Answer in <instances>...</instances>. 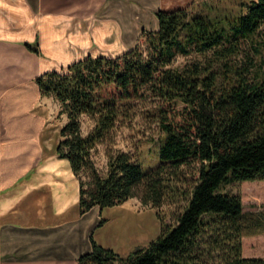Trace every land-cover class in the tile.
Listing matches in <instances>:
<instances>
[{
    "label": "trees",
    "instance_id": "16d2710c",
    "mask_svg": "<svg viewBox=\"0 0 264 264\" xmlns=\"http://www.w3.org/2000/svg\"><path fill=\"white\" fill-rule=\"evenodd\" d=\"M155 14L157 27L143 28L129 50L88 54L35 77L41 93L56 97L66 113L56 152L79 177L81 213L136 194L153 206L182 203L174 223L160 217V234L126 255L92 233L91 249L78 264H264L263 256L242 251L245 235L264 231V212L245 211L239 193L221 190L235 180L264 179V70L250 75L236 60L242 39L264 27V0L247 2L233 16L190 13L184 6ZM193 51L204 58L172 65L177 54ZM146 93L161 101L158 164L144 168L119 149L108 153L101 173L92 150L118 118L117 99ZM82 114L95 117L87 134Z\"/></svg>",
    "mask_w": 264,
    "mask_h": 264
},
{
    "label": "crops",
    "instance_id": "0c3cea01",
    "mask_svg": "<svg viewBox=\"0 0 264 264\" xmlns=\"http://www.w3.org/2000/svg\"><path fill=\"white\" fill-rule=\"evenodd\" d=\"M169 3L0 0V264H78L92 233L102 244L98 230L110 218L98 225L99 205L80 212L79 177L56 152L66 119L53 124L35 77L129 50L143 28L157 27L156 9L176 7Z\"/></svg>",
    "mask_w": 264,
    "mask_h": 264
},
{
    "label": "rangeland",
    "instance_id": "374dc122",
    "mask_svg": "<svg viewBox=\"0 0 264 264\" xmlns=\"http://www.w3.org/2000/svg\"><path fill=\"white\" fill-rule=\"evenodd\" d=\"M249 1L251 0H168L172 6H184L190 13L204 12L211 17L233 16L243 12L245 4ZM152 26V23L148 25V27ZM137 29L140 32V26H137ZM140 33L137 36L141 35ZM203 58L195 51L186 55L179 53L172 65L182 66ZM236 60L240 66H249L250 75L263 72L264 27L254 35L242 39L241 50ZM47 96L48 110L54 119L52 122L59 125L66 119V113L61 111V103L56 97ZM116 102L120 106L118 118L106 136L92 150V157L98 169L101 173H105L108 153L119 149L130 151L144 168L156 166L159 162L158 152L164 134L160 127L161 101L155 95L146 93L143 96L120 98ZM176 106L180 108L182 103L177 102ZM80 118L82 132L87 134L95 124V117L82 114ZM57 136L58 134L54 138ZM221 190L239 193L245 211L264 212V179L235 180L223 184ZM137 192L139 193V190ZM181 204L168 200L160 206H153L151 203H143L140 195L136 194L120 204L102 209V217H105L106 221L109 217L110 220L98 230V237L102 240L103 246L113 247L121 255H126L137 245L147 244L160 234L161 219L169 224L174 223L176 214L182 209ZM242 251L244 255L264 257V231L245 235Z\"/></svg>",
    "mask_w": 264,
    "mask_h": 264
}]
</instances>
